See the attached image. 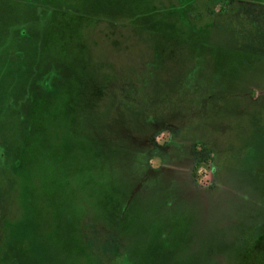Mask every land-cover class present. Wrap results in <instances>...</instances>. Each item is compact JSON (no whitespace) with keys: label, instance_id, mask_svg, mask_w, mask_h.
Instances as JSON below:
<instances>
[{"label":"rangeland","instance_id":"rangeland-1","mask_svg":"<svg viewBox=\"0 0 264 264\" xmlns=\"http://www.w3.org/2000/svg\"><path fill=\"white\" fill-rule=\"evenodd\" d=\"M263 189L264 0H0V264H264Z\"/></svg>","mask_w":264,"mask_h":264},{"label":"flooded vegetation","instance_id":"flooded-vegetation-1","mask_svg":"<svg viewBox=\"0 0 264 264\" xmlns=\"http://www.w3.org/2000/svg\"><path fill=\"white\" fill-rule=\"evenodd\" d=\"M223 10H224V7H223ZM223 10H220L218 13H216V12H214L216 15H222L221 13L223 12ZM210 99V97L208 96V98H207V101ZM251 103L254 105V104H256L257 106H258V100H254V101H252L251 100ZM153 132H154V130H152L151 132H150V134L148 135L149 137H150V143H152L154 146H152L153 148H156L157 147V144H156V137H154V135H153ZM171 132V131H170ZM173 136V135H172ZM171 141H172V137H171ZM167 144H169L168 146H167ZM156 146V147H155ZM171 146V142H167L164 146H161L162 147V149H165V148H169ZM175 156V155H174ZM150 164H151V158L149 157V154H144V153H142V158H141V160L139 161V168L141 169V172L142 173H151V172H154V171H151V166H150ZM190 180H195L194 179V177H192V175H191V177H190ZM257 181H260V180H257ZM213 187L214 186H209V187H199V189L200 190H204V191H210V190H212L213 189ZM263 191H264V189H263ZM262 191V196H261V198H262V200H264V192Z\"/></svg>","mask_w":264,"mask_h":264},{"label":"clouds","instance_id":"clouds-1","mask_svg":"<svg viewBox=\"0 0 264 264\" xmlns=\"http://www.w3.org/2000/svg\"><path fill=\"white\" fill-rule=\"evenodd\" d=\"M162 135H163V134H162ZM158 141H159V138H158ZM152 163H153V164H154V166H155V162L153 161Z\"/></svg>","mask_w":264,"mask_h":264},{"label":"trees","instance_id":"trees-1","mask_svg":"<svg viewBox=\"0 0 264 264\" xmlns=\"http://www.w3.org/2000/svg\"><path fill=\"white\" fill-rule=\"evenodd\" d=\"M223 9V8H222Z\"/></svg>","mask_w":264,"mask_h":264}]
</instances>
